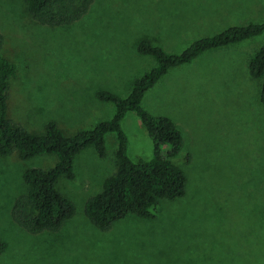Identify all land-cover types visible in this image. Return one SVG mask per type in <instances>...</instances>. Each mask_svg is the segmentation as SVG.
Returning <instances> with one entry per match:
<instances>
[{"label":"rangeland","instance_id":"rangeland-1","mask_svg":"<svg viewBox=\"0 0 264 264\" xmlns=\"http://www.w3.org/2000/svg\"><path fill=\"white\" fill-rule=\"evenodd\" d=\"M264 22V0H91L78 21L56 27L33 20L20 0H0V56L15 66L6 116L28 134L53 123L72 137L108 121L132 82L153 68L136 46L147 40L178 55L193 42L228 27ZM264 35L206 51L170 69L145 94L142 108L171 120L182 138L172 162L185 177L184 196L160 200L153 218L129 215L108 228L85 218V202L115 172L116 138L105 153L91 147L73 161L74 179L57 191L72 216L56 231L26 232L11 219L25 195V170L46 171L52 155L0 156V264H264V105L247 64ZM130 160L153 149L137 117L120 122Z\"/></svg>","mask_w":264,"mask_h":264},{"label":"trees","instance_id":"trees-1","mask_svg":"<svg viewBox=\"0 0 264 264\" xmlns=\"http://www.w3.org/2000/svg\"><path fill=\"white\" fill-rule=\"evenodd\" d=\"M20 1L33 20L48 27L78 21L91 3V0ZM261 35H264V22L228 27L193 42L178 55L167 54L149 41L141 40L136 52L150 57L153 68L132 82L124 99L108 92H97V100L114 106L112 118L69 138L64 137L53 123H47L41 135H31L8 120L7 88L9 80L15 77V66L0 56V156L16 153L20 160H28L34 156L52 155L56 160L46 171L29 169L22 173L26 191L12 206L13 222L26 232L36 234L56 231L69 219L72 206L57 191V181L74 179L73 161L84 149L91 147L102 157L107 134H114L116 138L115 172L104 180L101 191L84 204L85 218L94 228L104 230L129 215L151 219L158 201L183 197L185 177L172 162L182 149L181 135L170 119L151 115L142 108L144 94L170 69L189 64L206 51L233 46ZM247 72L252 80L259 81V102L264 105V43L248 60ZM127 112L137 117L152 144L153 157L148 161H132L127 156V139L120 127ZM3 249L4 244H0V254Z\"/></svg>","mask_w":264,"mask_h":264}]
</instances>
